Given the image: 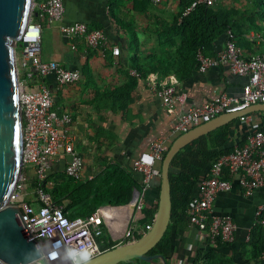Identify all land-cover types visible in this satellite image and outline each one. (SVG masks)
<instances>
[{"label": "built area", "instance_id": "2783aa9c", "mask_svg": "<svg viewBox=\"0 0 264 264\" xmlns=\"http://www.w3.org/2000/svg\"><path fill=\"white\" fill-rule=\"evenodd\" d=\"M158 1V0H157ZM215 0H194L183 12L188 15L200 4L214 5ZM34 3V8H35ZM65 14L63 0H47L41 10V17L48 23L62 22ZM61 32L71 39L82 38L92 47L101 45L106 40L105 30L90 29L84 22L60 25ZM43 25L33 21L22 34L21 47H16V63L20 83V105L23 118V170L17 186L10 197V204L20 209V215L32 237L43 252L42 260L54 262L67 259L74 264L69 253L89 245L95 249L94 256L100 253L97 238L103 234L106 226L113 234L123 233L124 240H135L128 206L102 205L86 216L70 217L62 206L51 199L50 193L41 187L52 169L55 157L64 152L66 155L65 171L71 177H79L83 168V159L76 150L72 136L67 127L72 123L68 112L59 113L54 108V91L46 80L32 83L35 75L46 79L55 74L61 84H71L81 78L79 70L69 69L55 60L42 59ZM232 31L228 32L226 47L216 56L209 57L202 50L198 51V70L206 72L210 68L227 66L236 75L245 76L247 81L242 86L239 96L220 94L200 105H186L187 94L179 91V79L171 74L160 78L155 74L147 77L148 84L161 98L169 113L180 109L176 131L184 133L193 127L208 122L214 117L237 111H243L253 104L264 103V54H255L246 58L242 49L232 40ZM120 45L113 46V53L120 54ZM139 75L135 70L133 72ZM240 124L246 125L245 142L237 143L231 153L216 159L205 176L199 178L195 192L189 202L188 212L191 225L197 229L201 239L217 238L228 243L236 240L238 225L230 214L214 213V204L219 193L230 191L235 180L246 196H252L257 189L264 187V130L259 129L260 119L253 114L237 117ZM168 145L163 141H154L149 149L143 151L134 161L133 169L142 174V187L136 211L144 208V194L154 179H160L161 169L158 161L163 160ZM35 167L36 177L40 183L34 198L27 189L29 167ZM228 171L230 178L223 176ZM124 212V214H123ZM264 212V203L260 204L255 216ZM264 225V219L261 220ZM152 224L146 225L150 230ZM123 240V241H124ZM264 256V253H263ZM57 261V260H56Z\"/></svg>", "mask_w": 264, "mask_h": 264}, {"label": "crops", "instance_id": "0c3cea01", "mask_svg": "<svg viewBox=\"0 0 264 264\" xmlns=\"http://www.w3.org/2000/svg\"><path fill=\"white\" fill-rule=\"evenodd\" d=\"M152 1L153 12L158 14L163 12L167 17L177 10L179 2V0ZM46 2L47 0H35L34 11H41ZM120 2L124 5L117 10V14L138 29L141 40L145 43L142 46V54L145 55L144 53L150 49L157 50L156 41L146 31L152 29L147 15L134 11L133 0ZM63 3L65 14L62 22H84L89 27L100 25L106 34V40L101 45L92 47L83 39H79L77 43L75 39L65 36L60 30L62 22L52 24L44 20L43 23L42 59L55 60L69 69L81 72V78L71 84L59 83L55 74L46 78V83L54 91V108L59 113L68 112L72 116V123L67 128L76 150L83 159L80 176L73 178L83 183L93 181L109 164H119L123 168L132 169L135 177L141 179L142 174L133 169V161L143 151L149 149L154 141H163L168 145L178 135L176 125L181 110L176 109L169 113L161 98L151 89L147 78H138L133 73L135 69L130 64L129 34L124 30L118 31L112 23L109 0H63ZM230 5H219V0H215L214 8L237 7L232 6L234 4ZM253 39L254 32H251V44L240 47L246 58L264 54V40ZM227 40L228 34L219 37L214 43L213 53L207 56H216L226 47ZM117 44L121 48L118 55L113 53V46ZM131 76H135L138 82L128 97L129 104L121 111L112 102L114 99L112 92L125 85ZM246 81L245 76L233 74L227 66H222L210 68L206 72L196 70L187 80L179 79L177 87L179 91L187 94L186 105L190 106L200 105L220 94L239 96ZM251 114L260 118L259 113ZM246 127L237 123L232 130L231 145L239 143L244 137ZM65 164L66 155L61 152L55 157L50 173L65 171ZM28 171L32 176L36 175L35 167L30 166ZM232 178L235 180L234 188L219 193L214 204V213L230 214L234 217L238 229L236 240L233 242L234 248L230 252L240 264H264L262 257L258 260L239 258V245L248 239L256 220L255 212L258 206L264 203V187L257 189L252 196H246L236 177ZM159 182L160 179H154L151 186L145 190L144 207H150L156 202ZM142 217L141 212L134 216L132 221L134 235L135 231L139 234L145 231L144 226L139 223ZM109 233L112 240L123 243L125 239L123 233L117 235L110 231ZM205 245L206 240L201 239L197 235V229L191 225L177 237L176 252L169 258V264H193L195 250Z\"/></svg>", "mask_w": 264, "mask_h": 264}, {"label": "trees", "instance_id": "16d2710c", "mask_svg": "<svg viewBox=\"0 0 264 264\" xmlns=\"http://www.w3.org/2000/svg\"><path fill=\"white\" fill-rule=\"evenodd\" d=\"M121 0H109L111 19L118 31L124 30L129 34V50L131 52L130 64L139 75L138 78H147L155 74L165 78L171 74L180 80H187L194 71L198 70L197 54L202 50L205 55L213 53L215 41L222 35L232 31V40L238 47L251 44L250 34L254 32V39L264 40V0H248L245 6L235 8L217 9L214 5L200 4L188 15H183L184 10L194 0H179L178 8L169 17L153 12L152 0H133L134 11L147 15L151 30L148 31L151 38L156 41L157 50L150 49L142 54V46L138 29L127 19L119 16L117 10L123 7ZM37 15L33 21L44 23L41 11L35 10ZM44 28V25H43ZM102 28L94 25L90 29ZM79 39L75 41L78 43ZM84 40V39H83ZM254 41V42H255ZM141 49V50H140ZM46 79L35 75L32 83H40ZM138 79L131 76L129 81L112 92V102L121 111L129 104L130 93L134 90ZM260 115L259 129L264 130V111H258ZM239 123L238 119L219 126L207 134L195 139L182 148L173 158L170 168V184L172 194V216L162 239L149 252L155 254L164 253L168 260L176 252V241L179 234L187 231L191 226L188 212L189 202L194 195L195 186L199 178L208 172L211 164L218 158L231 153L234 146L230 144L232 130ZM179 133L176 137H178ZM175 137V138H176ZM175 138L169 142L168 149ZM243 137L239 143L245 142ZM168 151V150H167ZM167 151L164 153L166 155ZM161 161L157 166L161 169ZM223 176L230 178L228 171ZM40 183L35 176L28 175L27 189L33 196ZM50 193L51 199L62 206L70 217L86 216L93 213L102 205H125L133 198L135 189L142 187V178L135 177L132 169L123 168L119 164H109L93 181L80 182L69 176L66 171L50 173L45 183L41 182ZM160 189V184L159 187ZM158 189V193H159ZM158 197V195H157ZM34 197H29L32 199ZM158 208V202L150 207H144L141 211L143 217L139 223L144 226L152 224ZM264 212L256 217L255 223L249 233L248 239L240 246L241 260H258L264 258ZM103 234L97 238L101 251L113 248L120 241H114L104 226ZM142 234L135 231V238L139 239ZM127 242L124 240L123 243ZM207 245L199 246L192 259L193 264H240L230 251L234 248L233 243L225 242L217 237L213 242L206 240ZM156 259L155 262H160ZM42 264H48L46 260ZM135 259L133 262L121 264H154ZM159 264H162L161 262Z\"/></svg>", "mask_w": 264, "mask_h": 264}, {"label": "water", "instance_id": "95a60500", "mask_svg": "<svg viewBox=\"0 0 264 264\" xmlns=\"http://www.w3.org/2000/svg\"><path fill=\"white\" fill-rule=\"evenodd\" d=\"M35 0H0V264H42L43 252L32 239L20 209L10 204L23 170V118L20 105V83L16 63V47L22 34L37 12ZM264 111V103L251 105L243 111L223 113L180 134L172 142L161 162L158 208L152 228L142 237L102 251L91 264H121L139 259L169 264L168 257L149 252L159 243L171 223L172 194L170 168L174 156L186 145L213 129L237 119L242 114ZM204 173L202 176H205ZM140 190L135 189L128 206L129 217L137 213Z\"/></svg>", "mask_w": 264, "mask_h": 264}, {"label": "clouds", "instance_id": "9594fccd", "mask_svg": "<svg viewBox=\"0 0 264 264\" xmlns=\"http://www.w3.org/2000/svg\"><path fill=\"white\" fill-rule=\"evenodd\" d=\"M95 249L89 245H82L78 249L72 250L69 255L72 257L74 264H91Z\"/></svg>", "mask_w": 264, "mask_h": 264}, {"label": "rangeland", "instance_id": "374dc122", "mask_svg": "<svg viewBox=\"0 0 264 264\" xmlns=\"http://www.w3.org/2000/svg\"><path fill=\"white\" fill-rule=\"evenodd\" d=\"M229 2H230V4H234V5H232V6H237L238 8H239V6L241 7H243V6H245V4H246V2L248 1V0H228ZM227 0H219V5L220 4H225V5H227V6H231L230 4H229V2H228ZM176 9H177V7H176ZM175 9V10H176ZM45 46V45H44ZM29 197H32V195H30L29 194ZM134 223V222H133ZM117 234H122V233H117ZM42 263V262H41ZM48 264H71L70 263V261L69 260H67V259H61V260H54V262H47Z\"/></svg>", "mask_w": 264, "mask_h": 264}, {"label": "bare ground", "instance_id": "6f19581e", "mask_svg": "<svg viewBox=\"0 0 264 264\" xmlns=\"http://www.w3.org/2000/svg\"><path fill=\"white\" fill-rule=\"evenodd\" d=\"M123 214H124V212H123ZM101 252H102V251L100 250V253H101ZM100 253H99V254H100ZM97 255H98V254H97ZM58 259H59V258H58ZM58 259H56V260H58ZM60 260H61V259H60Z\"/></svg>", "mask_w": 264, "mask_h": 264}]
</instances>
